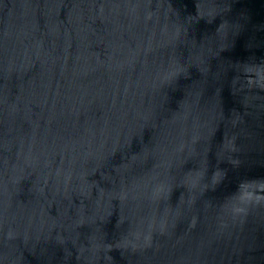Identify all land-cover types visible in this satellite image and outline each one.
<instances>
[{
    "label": "water",
    "instance_id": "water-1",
    "mask_svg": "<svg viewBox=\"0 0 264 264\" xmlns=\"http://www.w3.org/2000/svg\"><path fill=\"white\" fill-rule=\"evenodd\" d=\"M0 264H264V0H0Z\"/></svg>",
    "mask_w": 264,
    "mask_h": 264
}]
</instances>
